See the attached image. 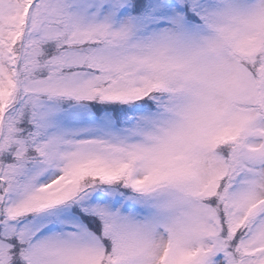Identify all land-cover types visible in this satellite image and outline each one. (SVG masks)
I'll return each instance as SVG.
<instances>
[{"label": "snow or ice", "instance_id": "6c2138e0", "mask_svg": "<svg viewBox=\"0 0 264 264\" xmlns=\"http://www.w3.org/2000/svg\"><path fill=\"white\" fill-rule=\"evenodd\" d=\"M0 264H264V0H0Z\"/></svg>", "mask_w": 264, "mask_h": 264}]
</instances>
